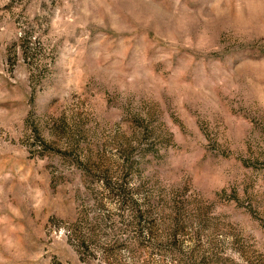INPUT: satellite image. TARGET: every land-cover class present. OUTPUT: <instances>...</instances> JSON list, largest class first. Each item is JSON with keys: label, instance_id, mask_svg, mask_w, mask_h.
Listing matches in <instances>:
<instances>
[{"label": "rangeland", "instance_id": "1", "mask_svg": "<svg viewBox=\"0 0 264 264\" xmlns=\"http://www.w3.org/2000/svg\"><path fill=\"white\" fill-rule=\"evenodd\" d=\"M0 264H264V0H0Z\"/></svg>", "mask_w": 264, "mask_h": 264}]
</instances>
